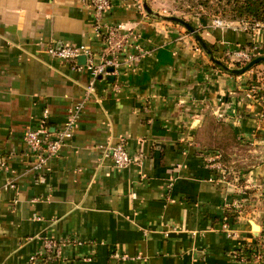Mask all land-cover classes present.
I'll list each match as a JSON object with an SVG mask.
<instances>
[{"label": "crops", "instance_id": "0c3cea01", "mask_svg": "<svg viewBox=\"0 0 264 264\" xmlns=\"http://www.w3.org/2000/svg\"><path fill=\"white\" fill-rule=\"evenodd\" d=\"M138 3L113 0L105 21L133 32L123 61L136 46L148 53L88 94L90 70L48 48L98 54L91 8L0 0V264H241L235 251L264 264L255 258L264 253V162L229 180L218 161L228 125L253 147L242 161L264 157V77L254 74L264 65L222 71L191 35ZM206 37L221 48L253 42L264 54V24ZM77 105L73 138L36 170L24 133L45 112L60 127ZM120 142L134 159L125 167L111 157ZM49 239L60 253H43Z\"/></svg>", "mask_w": 264, "mask_h": 264}, {"label": "built area", "instance_id": "2783aa9c", "mask_svg": "<svg viewBox=\"0 0 264 264\" xmlns=\"http://www.w3.org/2000/svg\"><path fill=\"white\" fill-rule=\"evenodd\" d=\"M83 6L91 8L93 13V27L97 36L103 42V46L98 54H96L88 46L81 45H51L48 48V53L57 57L60 60L73 62L78 69L87 68L90 70L93 81L87 88V93L90 94L95 89V82L99 78L111 75H119L120 68L125 63H134L144 57L148 51L141 46H136V52L128 54L125 61L121 59L123 53L127 52L133 32L123 23L110 24L105 21L106 15L109 13L113 5V0H81ZM222 25L221 21H218ZM264 23H257L251 28L256 31ZM257 49L258 46H255ZM236 57L243 60H251L254 56L241 48L236 51ZM83 59V63H78ZM118 87V86H117ZM82 105H77L70 112L64 123L55 129H52L47 121V112L36 122V125L29 127L24 133V140L31 152L37 160L34 168L40 169L51 158L60 154L62 148L73 138L76 122L82 113ZM112 161L116 167H125L130 165L134 159L126 149L123 142L117 144L111 153ZM223 174L226 176V170L223 169ZM13 183L7 184V187H14ZM227 227V225H225ZM232 233H230L231 236ZM43 253H60V245L55 240H46ZM240 251L233 253L234 259L239 263L244 264ZM240 257V258H239ZM124 259L126 256L123 257ZM257 262L264 259L263 252H257L255 256ZM30 264H36V257L32 256Z\"/></svg>", "mask_w": 264, "mask_h": 264}, {"label": "rangeland", "instance_id": "374dc122", "mask_svg": "<svg viewBox=\"0 0 264 264\" xmlns=\"http://www.w3.org/2000/svg\"><path fill=\"white\" fill-rule=\"evenodd\" d=\"M226 1L227 0H139L138 6L139 9L144 13L153 14L155 15L154 17L159 18V20L169 21L173 23L174 26H179L185 34H189L192 36L193 41L200 49L204 50V52H207L190 29H188L182 23L169 20L168 16L179 17L191 24L192 27L196 30V34H198L206 44V35L214 34V31H216L217 29H232L253 35L256 31L251 28L252 26H250V24L241 20H235L233 18V13L230 11V6L227 7V11L225 10ZM147 7L150 10H148ZM218 21H221L222 25H220ZM220 45L221 43L216 42L212 46L208 45V47L212 52L215 53L218 60L223 61L230 68V71L232 69H241L245 67L249 62L253 60L255 56H264V54H261V52H263V48L259 46L256 49V43L254 44L253 42H247L241 45V50H246L247 52L252 54V56H254L249 61L238 59L236 57V51H238L240 47H236L235 45L234 47L231 46L227 48H221ZM237 61L243 63L244 66L241 68H236L235 63ZM262 64L264 65V63ZM256 66L257 65L252 67L250 70H254ZM255 70L254 74L261 72V75L264 77V67ZM248 71L244 73H247ZM231 73L233 72L231 71ZM248 145L249 144L245 143L243 147L235 148L233 152H236L238 154L235 155V158H239L241 160L245 158L246 155H249V150L250 152H253L252 145L250 148ZM262 151H264V147L262 148ZM262 162H264V157L261 159H251L247 162L241 160L242 165L248 166L249 168L250 165Z\"/></svg>", "mask_w": 264, "mask_h": 264}, {"label": "trees", "instance_id": "16d2710c", "mask_svg": "<svg viewBox=\"0 0 264 264\" xmlns=\"http://www.w3.org/2000/svg\"><path fill=\"white\" fill-rule=\"evenodd\" d=\"M228 6H230V11L233 13V18L235 20H241L250 24V26L257 23H264V0H227L225 4L226 11ZM212 55L214 57L212 58V61L216 67L222 71L231 72L230 69H227L228 66L223 61L218 60L214 52H212ZM257 57L258 56H255L254 58ZM243 66V63L240 61L235 63L236 68H241ZM225 129V139L222 140V144L218 147L221 151L218 161L223 164L226 170L227 179L233 180L238 175L241 176L248 174L250 168L242 165L239 158H235V155L238 154L233 152L234 149L237 147H243V142L238 138L236 131L231 125H228Z\"/></svg>", "mask_w": 264, "mask_h": 264}, {"label": "water", "instance_id": "95a60500", "mask_svg": "<svg viewBox=\"0 0 264 264\" xmlns=\"http://www.w3.org/2000/svg\"><path fill=\"white\" fill-rule=\"evenodd\" d=\"M148 8V7H147ZM148 10H150L148 8ZM169 20H173L179 23L184 24L188 29H190L196 36V38L199 40V42L201 43V45L203 46V48L211 55L212 58V51L209 49V47L207 46V44L204 42V40L198 35L196 34V30L192 27L191 24H189L188 22H186L185 20L176 17V16H168ZM259 63H264V56H259L257 58H254L251 62H249L245 67L241 68V69H232L231 71L235 74H242L248 70H250L252 67H254L255 65L259 64ZM227 69H230L229 67H227Z\"/></svg>", "mask_w": 264, "mask_h": 264}]
</instances>
